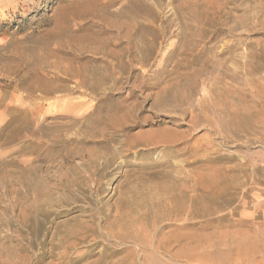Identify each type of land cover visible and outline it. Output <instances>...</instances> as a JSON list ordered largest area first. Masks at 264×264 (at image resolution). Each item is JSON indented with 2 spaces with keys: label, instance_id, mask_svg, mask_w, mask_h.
<instances>
[{
  "label": "rangeland",
  "instance_id": "374dc122",
  "mask_svg": "<svg viewBox=\"0 0 264 264\" xmlns=\"http://www.w3.org/2000/svg\"><path fill=\"white\" fill-rule=\"evenodd\" d=\"M0 264H264V0H0Z\"/></svg>",
  "mask_w": 264,
  "mask_h": 264
},
{
  "label": "bare ground",
  "instance_id": "6f19581e",
  "mask_svg": "<svg viewBox=\"0 0 264 264\" xmlns=\"http://www.w3.org/2000/svg\"><path fill=\"white\" fill-rule=\"evenodd\" d=\"M192 108V107H191ZM196 120V119H195ZM193 122V121H192Z\"/></svg>",
  "mask_w": 264,
  "mask_h": 264
}]
</instances>
